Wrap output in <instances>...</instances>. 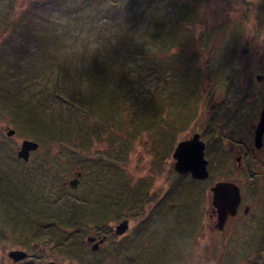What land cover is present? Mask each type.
<instances>
[{
  "label": "rangeland",
  "instance_id": "1",
  "mask_svg": "<svg viewBox=\"0 0 264 264\" xmlns=\"http://www.w3.org/2000/svg\"><path fill=\"white\" fill-rule=\"evenodd\" d=\"M248 4L247 0H0V171L11 185L26 186L32 180L29 188L47 174L40 164H60L50 168L60 174L82 170L75 193L88 205L75 204L73 195L66 193L58 199L65 205L64 216L75 220L59 222L68 227L61 235L65 240L73 236L76 245L70 256L77 263L70 264L89 259L97 261L93 264H181L185 248L189 260L201 253L204 264H215L217 250L210 235L185 231L194 226L197 215L192 212L199 210L203 195L198 181L175 173L172 151L194 127L188 113L204 118V103L201 108L199 104L206 91H222L230 66H220L239 50L229 38L249 34L243 23ZM83 72L92 77L103 73L97 80L102 87H90L96 94L93 107L104 112L103 117L85 114L64 100L71 96L78 102L81 97L90 104ZM115 80L125 85L126 95L111 107L106 96H112L109 83ZM19 110L32 120L15 112ZM24 139L39 144L31 150L30 160L16 157ZM171 143L175 145L170 147ZM168 180L173 182L172 212L167 217L169 205H164L155 219L145 212ZM4 184L0 178V230L21 226L20 207L26 200L23 194L11 202ZM74 204L80 216L72 215ZM100 209L110 226L127 214L129 229L117 239L125 241L121 250L117 242L115 249L105 244L100 253L91 255L86 233L75 226L87 228L98 221ZM47 216L36 223L54 228ZM52 239L47 236L40 243L48 246Z\"/></svg>",
  "mask_w": 264,
  "mask_h": 264
},
{
  "label": "flooded vegetation",
  "instance_id": "2",
  "mask_svg": "<svg viewBox=\"0 0 264 264\" xmlns=\"http://www.w3.org/2000/svg\"><path fill=\"white\" fill-rule=\"evenodd\" d=\"M247 1L249 9L243 23L247 24L249 34L229 38H233L232 40L239 44V50L237 55L236 52L230 53V61L225 63L224 67L220 66V68H225L226 64L230 66L222 91H206L207 93L203 95L204 101L200 102L199 107L201 108L204 103V118L197 119L195 114L188 113V122H192L194 127L189 128L183 140H189L196 134L203 143L207 176L196 179L192 177L190 170L178 173L174 168L175 158L172 157L174 160L172 168L175 173L187 174L200 184L201 188L198 191H202L203 201L199 210L193 209L192 212V215H197L196 219H198H194V226H189L185 231L192 229L195 234L199 232L197 234L199 236L201 232L207 237L210 235L212 246L217 250L218 259L215 264H264V0ZM236 48L237 46L233 47L234 50ZM208 51L210 53L213 50L209 47ZM212 60L214 65V59ZM166 131L168 133L169 129L167 128ZM174 145L171 143L170 147ZM32 158L30 153L29 160ZM32 166L36 167V164ZM40 166L47 174L43 173L42 180L39 183L35 182L34 187L28 188L32 182L28 180L26 186L19 185L18 189L12 188L9 192L4 190L5 194H24L26 200L22 203L19 214L22 218L21 226L12 224L9 228L0 230V264L77 263L70 256L76 246L73 236L65 240L66 236L61 235L68 227L63 228L60 223L67 224L65 221L72 219L64 216L65 205H62L61 200L58 199L66 193L73 195L72 201L75 204L88 205L87 201L78 200L75 193L77 189L75 187H78L82 178V170L81 174L76 170L75 172L67 170L60 174L58 173L60 170L56 173L50 170L52 166L60 168V164H40L38 167ZM28 167L25 168L26 171L29 170ZM35 173L36 171H33L30 176ZM0 174V178L8 184V175L2 171ZM77 174L78 185L72 189L70 181ZM167 183L159 195L156 194L152 199L145 214L157 219L164 212V205H169L167 217L172 212L170 184L173 182L168 180ZM218 183L223 185L216 190L218 196L214 197L213 187ZM237 192H239L238 196ZM206 197L207 204L204 203ZM89 199L93 201L92 198ZM44 204H47L46 208L42 207ZM75 204L72 210L76 213L72 212V215L80 216L81 213ZM50 205L51 207H48ZM96 205L100 206L101 203L97 202ZM141 206L136 207V210L139 211ZM204 207L207 209L205 210ZM203 212L204 221L201 223ZM46 214H48L47 222L52 221L54 228L39 224L40 221L36 223L37 219L43 221ZM98 214L101 215L99 220L89 227L75 226L76 231L86 233L84 240L90 249L88 254L91 255L100 253L105 244L115 249L117 239H122V235L128 234L129 229L128 227L125 232L117 234L114 228L116 223L110 226L108 216H104L106 214L102 209ZM126 216L127 214H123L120 217L127 218L129 222V217ZM221 218L224 221H221ZM158 221L163 223L159 219ZM66 233L72 234V232ZM47 236L53 238V244L44 246L40 243V239L45 240ZM110 239H113L112 244L109 242ZM64 240L63 244L61 241ZM207 241L209 242V239ZM119 242V250H121L125 241L119 240ZM49 246L52 248L47 249ZM187 251L189 252V248H185L182 253L184 256L181 264H189V261L190 264L205 263L201 253L196 257L193 256L194 260H189ZM62 252L68 255H62ZM83 254L86 256L87 252ZM178 259L180 260V255ZM93 263L97 261L89 259L85 260V263L78 264Z\"/></svg>",
  "mask_w": 264,
  "mask_h": 264
},
{
  "label": "water",
  "instance_id": "3",
  "mask_svg": "<svg viewBox=\"0 0 264 264\" xmlns=\"http://www.w3.org/2000/svg\"><path fill=\"white\" fill-rule=\"evenodd\" d=\"M7 133L12 134L13 129H9ZM37 147V142L25 139L21 142V145L17 150V156L27 160L29 157V152L32 149H36ZM173 157L175 158L174 168L178 173H184L185 171L190 170L191 175L194 178L202 179L207 176L206 160L203 157V143L199 141L196 134L189 140H181L178 142L175 149L173 150ZM76 182L77 178L71 180V186L74 187ZM221 185L223 184L218 183L213 187L214 197L218 196V192L216 190ZM238 195L239 192H237V196ZM221 221H224V219L221 218ZM126 228L127 220H123L116 225V232L122 233L126 230Z\"/></svg>",
  "mask_w": 264,
  "mask_h": 264
},
{
  "label": "trees",
  "instance_id": "4",
  "mask_svg": "<svg viewBox=\"0 0 264 264\" xmlns=\"http://www.w3.org/2000/svg\"><path fill=\"white\" fill-rule=\"evenodd\" d=\"M103 75V73H100V74H94L93 77L90 75L89 72H83L81 74V78H84L86 79L88 82H89V85H88V95L90 96L89 99V103H84L83 102V99L81 97H77V100L78 102L82 105H80L76 100H74L71 96L69 97H64L65 99H67L68 101H70L71 103H73V105H75L78 109H81L83 110L84 109V113L85 114H90L92 112L94 113H97L96 115L99 116V117H103L104 116V112L102 111H98L96 109H94L93 107V104L92 102L94 101V96L96 95L93 91H91L90 87H102V86H99L100 84L97 82V80H99L101 78V76ZM100 81V80H99ZM109 87L111 88V95L109 97L106 96V101L108 102L109 106H113V105H116L118 102H121L123 101V95L125 94L126 95V89H124L125 85L119 81V80H115V81H111L109 83ZM73 95V94H72ZM93 99V100H92ZM103 99V98H102ZM83 102V103H82ZM116 109V108H114ZM112 109V111L114 110ZM16 113H22L23 115L27 116L29 120H32L29 113L24 111L22 112L21 110L19 111H15ZM105 114H108V113H105ZM109 115V114H108ZM94 129V128H93ZM6 196L8 197V199L11 201V202H14L16 201L17 198H15L13 195L11 194H6ZM15 198V199H14ZM16 203V202H15ZM21 208V207H20ZM21 210V209H20ZM70 219H67L65 222H69ZM73 243V242H72ZM71 243V244H72Z\"/></svg>",
  "mask_w": 264,
  "mask_h": 264
},
{
  "label": "bare ground",
  "instance_id": "5",
  "mask_svg": "<svg viewBox=\"0 0 264 264\" xmlns=\"http://www.w3.org/2000/svg\"><path fill=\"white\" fill-rule=\"evenodd\" d=\"M29 155H30V153H29Z\"/></svg>",
  "mask_w": 264,
  "mask_h": 264
}]
</instances>
